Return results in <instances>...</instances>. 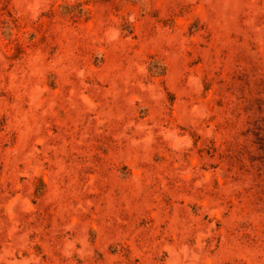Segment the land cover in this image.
Instances as JSON below:
<instances>
[{"label": "rangeland", "instance_id": "obj_1", "mask_svg": "<svg viewBox=\"0 0 264 264\" xmlns=\"http://www.w3.org/2000/svg\"><path fill=\"white\" fill-rule=\"evenodd\" d=\"M0 264H264V0H0Z\"/></svg>", "mask_w": 264, "mask_h": 264}]
</instances>
